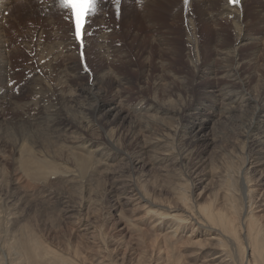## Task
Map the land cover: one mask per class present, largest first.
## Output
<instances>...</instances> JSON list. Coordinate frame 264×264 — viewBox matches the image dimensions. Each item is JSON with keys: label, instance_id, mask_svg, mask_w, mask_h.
<instances>
[{"label": "rangeland", "instance_id": "obj_1", "mask_svg": "<svg viewBox=\"0 0 264 264\" xmlns=\"http://www.w3.org/2000/svg\"><path fill=\"white\" fill-rule=\"evenodd\" d=\"M97 1L98 3L97 2L95 3L94 12L89 14L88 16L87 25H85V28H84L85 32L82 31L81 39L78 41L79 44L81 45L80 49L78 50L77 53L69 52L68 53L69 55H68L67 51L65 52L63 50V47L61 44V42L64 41V37L61 36V33L58 34L59 33L58 29L57 31H55L56 27L55 28L52 27V25L55 26L54 18L56 17L53 18L51 15L52 11L48 10L49 6L47 4H49L50 1L48 2V0H34V6L38 9L37 12L39 13L36 15L35 25H33V27L35 26L36 30H40V33H39L40 35L38 38L39 39L43 38V40L40 39V41L45 46H46V43L48 44L45 50H41L42 52L39 50L37 53L33 52L30 55L26 54V56H24L25 61L27 60L30 64V68H32L30 69V71L26 67H25L26 69L22 68L23 65L21 64L22 63L21 57L19 58L20 61L18 62H16L17 61L16 59L13 62V64L15 65L14 66L12 65L13 69L11 68V71L13 70L12 72H15V71L17 72L14 75H12V77L10 76V80L11 79L12 80L6 84V86L8 85L7 89L5 88L6 86L5 87L2 86V89L0 87V90H3V88H5L4 89L5 93L2 95L3 100L5 99L4 100L5 103L1 102V105H2L1 110L3 111L5 109L4 106L6 103L18 102L19 100L20 103L18 102L17 104L21 105L22 103H24L25 105L24 110H26V113L28 115V116L24 115V118L27 117L28 119L27 118L23 119L22 124L23 125L26 124V126L28 127H29V124H31L32 125V126L30 125L31 129L33 127V131L31 132L32 134L31 133H29L31 135L27 134L29 137L25 135L21 137L18 134L19 129L17 128L18 131L15 129L18 124L16 121H13L10 119V114L6 112L0 114V142H1L0 145L1 146L3 145L2 147L0 146L1 148H3V150L0 149V154L5 156V158H3V156L0 155V168H1L0 173L3 170L2 174H5V176L7 173L9 177V174L11 172L9 162L13 161L16 158L15 151L19 145L22 147H26V148L28 147V149L31 148L30 151L32 149L36 150L38 154H40L39 156L35 154V156H38L37 158L41 157L43 159L45 154L46 155L48 154V156L50 157L45 156L46 160L52 159V157L53 158L56 157V159L58 157L66 158L67 153H70L68 151L70 149L68 146L69 144L67 142H65V144L60 141L57 142V140L56 142H54L52 138H49V136L51 137V135L49 134V131H48V127L50 125L48 120H51L53 114H48L47 112L49 109H51L52 96L54 94H60L58 90L60 89L61 86L64 87L66 85V82H67L66 76L69 73L73 75V80L75 81V83L81 86L82 89L84 90L82 92V97H80L81 106L84 111V115L82 114L76 120H74V124H72L71 117H68L65 119L64 116H57L56 118L65 119L66 120L65 124H71L73 126L85 120L84 122L85 127H83V129L86 130L87 128L88 130H90L91 132L88 131L87 135L90 133L88 136L93 137L97 140L99 139L98 141L100 143H104L106 141L103 137L107 136L108 135L107 133L112 132L116 130L117 127H119V131L117 132L118 137L116 138L117 139L116 142H117V147L120 149V155L119 154L116 155L115 159L110 162L111 163L110 164L111 166L109 168L110 171L109 169H107V170H104L105 171L104 172L102 168H99L98 169L100 171L99 172L97 169L94 170L92 166L90 167L88 166L86 167V170L80 169L82 172H79V168L77 167V169H73V171L75 170L76 172H73V174L69 177L70 180L69 178L66 179L67 182L69 180L68 182L69 184L67 182H64L63 183L64 185L61 183L64 186L63 187L58 182H54L56 186L54 185V183H51L50 186H45L43 188L45 190L44 192L48 191V193L50 194L44 193L42 187L37 186L38 184L37 185L34 184L37 186V188L33 184H31L30 185V188L32 186L31 191H29L30 188L28 189V191L25 190L27 192L24 191L27 194V196L29 195V199H27L28 198L27 196L25 198L26 201L24 202V206L25 208L27 207V209H24V210L26 213L27 212L29 213V216L27 217V219L30 223L28 222V224L31 225V229L35 237H37V240L43 245H45L44 247L46 248L48 247L47 249L54 252V254H57L59 259L57 260V262L54 261L55 264H68V263L69 264H72V263L73 264H158L159 262H162V261H164L166 264H172V263L174 264H197L198 261H196L197 262L196 263L195 260L193 261L189 257L191 256L190 254L192 250L191 248L186 247L187 243L185 242L186 240H188V238L183 237L182 239L179 240L178 243H174V244L169 243L164 236H161L163 235V230L161 228L158 230H153V229L151 230L149 227L146 226L147 224H144L142 222L141 212L145 208L143 207L144 203L143 202L140 203L138 200H136L135 198L136 196L133 195V194H136L138 191H140V193L144 194L143 196H146L150 200L154 201L155 204H157L156 207H152V208L158 209L159 211L161 210L163 214L164 213L166 214V212L168 213V211L172 210L173 213H176L178 215H183V214L185 215L184 211L187 210V207L189 208L190 201L187 200V202L188 201L189 202L188 203L186 202L184 204L185 205L184 207L180 205V203L182 202V199L188 194V191L190 190V188L191 189L193 188V186L194 188L192 189L193 191H192V196L190 197V199L195 200V203L198 206H202V205L209 203L211 207L221 210L222 212L227 214L229 218H232L235 221V223L240 219L242 213H244L245 215V212L249 211L246 214L249 213L248 214L249 218H252L255 221L254 223L257 224L260 234L264 237V179H259L260 182L258 179L257 181L255 180L257 177L252 178L251 176L252 181L251 179L250 181L249 179H247L249 185L246 187V190L249 191L248 192L249 194H248L246 190L245 191L241 190V183L239 179L237 178V175L239 173H242L245 170V167H247L245 164L246 160L244 158L245 154L243 153L245 151V148H243L244 142H243V138L241 137V135L243 134L246 128V125L251 120V117H252L251 109H248V107H242L243 109L240 108L241 111L238 110L236 112L235 118L233 119V121H236V123H234L231 120L230 121L226 120L227 118H232L231 116L227 117L226 115L225 116L222 115L223 117L221 116L219 120L217 119L218 121L217 120L215 121V125H213L214 123L212 125H209L210 126L209 129L206 130L207 136H209V138L212 140L208 144V146L200 145L192 150L194 152L188 149V151H186L184 154L179 155L182 152V150L186 148L185 146L183 148V145L185 144V142H187V137L182 132L178 131L177 126H176L177 121H174L175 120L174 118L176 117L175 110L179 109V104L182 108H185V109L188 108L187 111H189L188 115L190 116L191 114H198L200 112L199 116L194 119L193 122H195L197 119L202 118L205 113L207 116H209L210 112H213L216 110L215 98L212 95H210V93L208 95V92L210 91L211 86H214V87L216 86L219 90H222L221 92L224 95L226 93L227 96L231 95V94H227L228 93L227 91H229V93L231 92L239 93L240 92L239 88L236 89V88L230 87L229 89V86L226 87L227 84L224 83V80L221 75H219L217 78H214V79L209 78V77L199 79L197 81L198 83L196 84L194 83L195 85L189 84L190 78H192V75H193L192 72L189 70V66L190 64L192 65V62L196 60L195 58H192L193 55L191 54V50H190V48L193 45L192 44L186 45L187 40L184 34L185 33L184 27H185L186 20H188L185 17L186 15L188 17H191L193 20L196 18V15L193 14L195 8L192 7L193 9L192 8L186 9L185 0H177L176 6L173 9L166 8V9L155 10V8H153L152 9L153 14L150 16V18L148 17V20H147L148 25H147V23L144 21V19L141 18V16L143 15L145 17L146 14L148 13H145V12L142 13V11L138 13L139 11L138 3L136 0H120L118 5L116 3V0H109V1L108 0H97ZM200 1H204V0H198L197 2L198 7H199ZM250 3L252 6L254 3L255 7L264 9V0H250ZM217 4H220V6H224L221 1L216 4H213L211 8L213 9L212 10L213 12H216ZM245 4L248 5L247 3ZM130 5H133V6L131 7ZM200 6H202L201 8L204 7V5H200ZM168 9L171 12H169ZM174 10H176L175 13L179 12V14L177 15V18L175 20H172L171 15ZM220 10H217L218 13ZM9 15H10L9 12L5 13V17H8ZM192 15H195V16H192ZM137 18H139V20H136ZM140 18H141V21H143L142 23L140 21ZM43 19L46 21H44ZM228 19L230 18L228 17ZM246 19L239 20L240 21L239 23L241 24L242 27L245 28V26H247L246 28L250 30L255 25L256 22L252 21L253 24L251 22L248 23L249 19L248 20ZM127 22L129 23L127 24ZM47 23L49 26L47 25ZM217 23H216L217 26L215 25L216 28L213 27L214 25L211 27V25H205V24L203 25L201 23L200 24L198 23L199 26H197L198 24L196 25L194 24L195 27L197 28V29L195 28L196 32L193 31L194 32L193 33L191 31H188V33H193L194 36L196 37L194 41L197 40L198 44H201V46L204 43L202 47L200 46L202 49L201 48L197 49L199 52L201 51L200 53L203 52L202 54L204 55V60H211L213 58L214 48L216 49L223 48L224 44L232 43L231 40L233 38V35L234 36L236 35L235 25L233 24V22L231 21L229 22V20L227 19L225 20L223 18V19H220ZM145 24L146 26H144ZM46 26L48 27L47 29H46ZM100 27L102 28V30H100ZM152 29L155 31L158 29L156 32L160 35L163 34L162 37L165 38L164 44L166 45L167 41L169 42V44L171 43L172 47L176 50V54L174 53L173 55H171L169 53L168 54L166 53L168 52L171 46V44L170 45L168 44V47L167 46L161 47V50H162L161 53L164 54L163 55L164 57L162 56V54L161 56H159V50L157 49V47L154 48V45L153 44L151 45L150 43L151 40H153V37L151 34ZM166 29H169V30H166ZM98 30L100 33H98ZM258 30H259V26L257 27V29H254L253 31L255 33ZM41 32H42V35H41ZM51 32L52 33L55 32L54 33L55 35L51 34ZM45 33L46 34L48 33V34L46 35ZM167 33H169L168 34L169 36H167ZM139 35H142V36H139ZM104 37L108 39L106 43L110 45L109 49H107L104 46V44L99 43V42H102L103 39L105 41ZM130 37H132V39ZM166 37L169 39H167ZM45 38L47 39L46 42H44ZM222 38L227 41L229 40L230 42L222 41ZM135 39H138V40H136L135 42ZM139 40H141L142 42ZM219 40L220 42H222L220 43L221 45H219L218 43ZM147 43L149 46L146 45ZM60 45L61 47H59ZM93 45L96 46V48H94ZM56 47L58 49L59 48L62 49V51L60 49L59 50L57 49V51L62 52V55H60L61 54L60 52L56 51ZM148 47H150V49L153 47L150 50L151 53H153L152 54L153 57L151 56L152 60L150 58L151 62H148L150 64H148L147 61L145 60L146 55H147V50H149ZM48 49L50 50V53H51V55L49 56L47 54L49 52ZM248 49H250V47L248 46L243 47L242 53H245V51H247ZM211 50H213V52ZM43 51L46 52V54H44ZM163 52H165L166 55ZM39 53L40 54L42 53V55H40ZM73 55L74 56L76 55L77 57H74ZM42 56H44L43 59H45V61L42 60ZM78 57H80V59ZM159 57H162L163 59L164 58L165 59L163 60L162 58L160 59ZM51 59L53 60L55 59V61L53 62ZM79 60H80V63H78ZM244 60L251 62L249 61V59L247 60V58H245ZM39 62L42 63V64L40 63V66H39ZM50 62L54 65H52ZM160 62H164V64L168 67L167 69H169V71L167 69H166L167 71L165 70V66L161 69L160 68L156 69V67H159L158 64ZM165 62L169 64H166ZM19 63L22 65L21 68L18 66ZM49 63L50 65H48ZM147 64L148 66H146ZM172 64L175 68L172 66ZM74 65L78 69L77 70L73 69V71H69L68 67L70 66V67L75 68ZM44 67H48L49 69L48 68L44 69ZM53 68L55 69L53 70ZM22 69H24L25 71L28 69V71L25 72ZM148 69L149 71H147ZM158 69L162 72H160ZM162 69H164L165 71ZM60 72H61L62 77L59 74ZM158 72L160 73L158 74ZM165 72H166V75L163 74ZM174 72L176 73V75ZM167 74L171 76L169 77L167 76ZM160 76L162 78H160ZM166 76L168 78H166ZM186 76L189 79L186 78ZM152 77L154 78L158 77L159 79L158 78L154 79ZM171 77L173 78L176 77L174 78L175 81L174 79H171ZM178 77H179L180 82L179 81L177 82ZM123 78L125 79V81ZM121 79H123L124 82L121 81ZM187 79L188 81H186ZM215 79L217 80L214 81ZM162 80L168 83H165ZM183 80L185 82H182ZM95 81H100L101 83H103L104 87L100 89V91H104L109 96L108 98L107 95H104L106 96L107 99H110V98L112 99L113 96L119 94L118 96L120 98L122 97L121 101H124L123 103L127 105L126 107L128 108L137 107L141 105L142 106L145 105L146 107L153 106L151 108H154V109H150L147 112H141L143 115V118L155 116L158 119L162 115L161 112L163 110H160V108L162 107L171 109L173 111L171 112L167 111L168 114L166 115V117H161V119L159 118L158 121L156 119L142 121L143 119L138 116L136 118L134 117V119L132 120L120 121L119 123L121 124L126 122L125 124L121 126L118 125L119 123L117 125L114 124V117L107 118L104 122L102 121L103 123L101 121H98L95 118L92 120L89 115H91L94 109L95 96L93 97L91 96L90 98L89 93L94 92L91 89L93 88L92 85L94 84ZM119 82L122 84H119ZM153 82L154 83L157 82V83L154 84ZM56 84H58L57 87H56ZM250 86L249 88L251 89H248V91L250 92L251 90H254V91H251L250 94H253L254 92L258 90V88L257 90L255 89L256 88L255 86H254L255 88L253 87V84H251ZM223 87L224 89L225 88L226 89L224 90ZM173 93L175 95H173ZM111 104H112V101L108 100L105 106H109ZM216 105L218 106V104ZM156 109H159L160 111ZM133 115L134 114H132L131 116L133 117ZM135 119L137 120L142 119L141 120L142 122L140 123L142 127L138 126V128L136 129L134 128L130 129L129 121H131L132 123L135 121ZM170 119H172L173 121ZM25 120H26V123H24ZM162 121L164 124L162 123ZM89 122H91L90 124L92 125H89L88 124ZM147 128H149V130H146ZM162 128L165 130H163ZM14 129L17 132H15ZM160 130L162 131L160 132ZM35 133L39 135H34ZM166 133H168V136ZM10 134L12 136L15 135V137H18L17 141H15L16 143L13 140L15 137H10L11 136ZM143 134H146V135L142 137L141 135ZM153 134L155 138L157 136L156 139L162 138L163 140H165L163 142L164 144L158 145L157 147L159 148L157 147L152 148V149L149 148L150 152L142 151L141 147L143 143L147 144L150 142V140L155 139V138H152L154 137ZM150 135L152 136L150 137ZM160 135L164 136L167 139L160 137ZM52 136H56V135L52 134ZM146 136L150 139L148 140ZM169 136L171 139L169 138ZM20 137H21V140L25 141L24 143L21 141L22 144L19 141ZM37 137L41 141L37 139ZM26 138L27 140H25ZM56 138L61 139V137L59 136H56ZM143 138L147 140H144ZM2 139L4 140V142ZM43 139L49 142L50 144L47 145V142L44 141ZM7 140L8 142L10 141L9 142L10 144H8ZM28 140L31 141V142L30 141L28 142L30 144L27 143ZM177 141L181 143V144L179 143V147H178ZM5 142H7L6 143L7 146L6 145L4 146ZM37 142L38 143L41 142V144L38 145L36 144ZM42 143H45L46 146L50 145L48 148V151L46 150L47 149L46 147L42 148V146H45ZM16 144H18L17 147H15ZM61 144L66 147L68 146V147L64 149V147ZM10 145H12V147ZM56 146L57 147L62 146V150L59 147L58 151L61 150L64 153L66 150L67 152L66 156L63 153H58ZM164 146H166V149L169 152L165 150ZM10 147L12 148V150ZM38 147H41V148H38ZM37 148L40 152L37 150ZM44 148L46 149L44 150ZM163 148L164 150H162ZM8 149H10L12 153L14 152L13 155L15 157L11 154L10 150ZM40 149L43 150L44 152L43 151L41 152ZM50 150L54 152L55 154L57 152V154L56 155H54V153L52 154ZM106 150H108V148ZM189 150L191 153L189 152ZM36 151H33V152L35 153ZM141 151L145 153L147 152L148 154L146 155L145 153H142ZM156 151L157 153H154ZM164 151H165V155L168 153L166 157H163L165 156ZM48 152H50L51 155H49L50 153ZM158 152L161 155H158L159 154ZM138 153H139V156L142 158L138 156ZM176 153L178 155H176ZM142 154L144 155L142 156ZM172 155L175 157L172 158L171 157ZM185 155L187 156V158ZM154 156L158 158L157 162L151 163L153 162V158H155ZM178 156L179 157L181 156L180 157L181 159ZM143 157H145V159H143ZM177 157L178 159H180L181 163H179L178 159L174 160ZM9 158L11 161L9 160ZM136 160H142V161H140L138 164ZM3 161L5 164L7 162L9 163V164L7 163L8 165H5L6 167H9V168H6L3 165L4 164L2 163ZM143 161L146 163L148 162V163L146 164ZM142 164L145 165L144 168ZM2 165L5 168H3ZM195 167L197 168L195 169ZM112 169H113V172H112ZM208 170H210L212 174L209 173ZM215 170L219 171L220 173ZM223 170L225 171V173ZM107 171L108 173L105 174ZM2 174L0 175V177L4 179L5 181L6 177H4V175ZM118 175H120V177L122 178H120ZM212 176L214 179L212 178ZM218 176L219 177L225 176V177L224 179H222V178H219ZM249 176L250 175H247L246 177L250 178ZM72 177H75V178H72ZM123 178L125 180H123ZM126 178L131 179L133 182L132 181H131L132 183L129 182L130 180L128 181V179ZM117 179H119L118 180L119 182L117 181ZM121 179L123 182L121 181ZM127 181L129 183H126ZM235 182L236 183L238 182L237 183L238 185H236ZM253 182H255V184ZM250 183H252L253 185L251 186ZM2 185H3V188H2ZM33 186H34V189L36 190H33ZM0 187H1L0 188L1 189L0 190V201L2 199V202H3L2 204L0 202V208L4 206L6 202L8 201V199L13 197V195L16 192L18 193V194L16 193L18 196L15 194L16 196L14 195V197L20 196L19 193H21V191L19 192V190H16V189L13 190L9 188L10 194L9 192L7 193L6 190L4 189L5 182L4 184H2V180H1ZM47 187H50V189ZM169 189H173V191ZM174 189L177 192L179 190L180 193L175 192L178 196L174 194V191H175ZM37 190H39V192H36ZM236 190L237 192H235ZM1 192L4 194V196L1 194ZM185 192L187 194H185ZM224 192H226L225 193L226 195L224 194ZM251 192H254V193L250 194ZM37 193L39 194L36 195ZM5 194H7L6 195L7 197L5 196ZM31 194H33V196H31ZM230 194L231 195L234 194V196H231ZM180 196L182 198L181 200L178 199L180 198ZM250 197L253 198V200H251L252 202L249 199ZM126 198L129 201H126ZM226 198L227 199L229 198V199L227 200ZM231 198L232 199L235 198L236 201L235 199L231 200ZM5 199H6V202H5ZM254 200L256 203L254 202ZM249 202L251 203L252 207L249 204ZM247 204H248V208L246 207ZM169 206H171L172 209ZM250 208L253 209L251 213H250V210H251ZM237 213H239V215ZM250 215L252 216L250 217ZM126 220H129V221H126ZM188 227L192 229V226H188ZM1 229L2 227L0 225V230ZM196 240L199 242L198 244H201V245H205V243L208 242L206 238L203 236L195 238V241ZM167 242L170 246L168 244H165ZM64 261L66 263H64ZM24 263L25 262H22L21 264H24Z\"/></svg>", "mask_w": 264, "mask_h": 264}, {"label": "bare ground", "instance_id": "obj_2", "mask_svg": "<svg viewBox=\"0 0 264 264\" xmlns=\"http://www.w3.org/2000/svg\"><path fill=\"white\" fill-rule=\"evenodd\" d=\"M49 1H50V3L47 4ZM136 1L138 3V10H139V11L137 10L138 13H140L141 11H142V13L143 12L148 13V14H146L145 17L143 15L141 16V18L144 19V21L146 23H147L148 17L150 18V16L153 14V11H152L153 8H155V10L166 9V8L173 9L177 3V0H136ZM220 1L223 3L224 6H220V4H217V8L216 7L215 8L217 10H220V9L221 10L219 11V13L217 10H216L217 13L213 12L212 11L213 9H211L213 4H216ZM48 2L46 3L49 6L48 10L52 11L51 15L53 18L56 17V18H54L55 19L54 20L55 26L52 25V27H54V28L56 27L55 31H57V29H58L59 30L58 34L61 33V36L64 37V41L61 42L63 50L65 52L67 51V54L69 52L77 53L78 50L80 49L81 45L79 44L78 39L76 38V35L74 33V22H73V15H72L71 9L66 8V10H65V8L60 5V0H48ZM96 2L98 3L97 0H95V3ZM129 2H131V1H129ZM197 2H198V0H187V3H185L186 9H189L192 7L195 8L193 14L196 15V18L194 20L191 17H188L187 15L185 16L188 19V20H186L185 27H184V31H185L184 34H185V37L187 40V41L186 40L185 41L188 43V44L186 43V45H189V44L193 45L190 48V50H191V54L193 55L192 58H195V60H196V61L192 60L194 62H192V65L190 64V66H189V70L193 74L192 78H190L189 84H192V85L194 83L196 84V83H198L197 81L199 79H202V78L209 77V78L214 79V78H217L219 75H221L223 80H224V83L227 84L226 87L229 86V89H230V87L231 88L233 87L236 89L239 88L240 92L239 93H232V92L229 93V91L226 90L228 92L227 94H231V95L227 96L225 93V95L227 96L226 97L221 92L222 90H219L216 86H215L216 89L214 86H211V89L208 92V95L210 93V95H212L215 98L216 110L213 112H210L209 116H207L205 113L202 118L197 119L195 122H193V121L196 117L199 116L200 112L198 114H191V116H190V115H188V113H189V111H187L188 108H186V109L182 108L179 104V109L175 110L176 117L174 118L175 119L174 121H177V123L176 122L175 123L177 124L176 126H177L178 131L182 132L187 137V142H185V144L183 145V148H184V146L186 148L183 149L179 155L184 154L186 151H188V149H190L192 151L193 149H195L196 147H198L200 145L201 146L202 145L208 146V144L212 141L209 138V136H207V132H206V130L209 129V127H210L209 125H212L213 123H214L213 125H215V121L217 119L219 120L222 115L223 116L226 115L227 117L231 116L232 118L226 117L227 118L226 120L227 121H230V120L233 121V119L235 118L236 112L238 110H240V108L243 109L242 107H248V109H251L252 117H251L250 122L247 125L245 124L246 128H245L243 134L240 132L242 134V135L241 134L240 135L243 138V142H244L243 148H245V151L243 153L245 154L244 158L246 160L245 164L247 167H245V170L242 173H239V174L237 173L238 174L237 178L239 179V181L241 183V190L245 191L246 187L249 185L247 179H249V181H250L251 176H252V178L257 177L255 179L256 181H257V179L258 180L264 179V9L255 7L254 3L252 6L250 3V0H238V3H235V4L233 2H231V0H204V1L199 2V7L197 5ZM245 3H247L249 6L246 5ZM200 5H204V7L201 8L202 6H200ZM130 6L132 7L133 5H130ZM45 8H47V7H45ZM176 10H174L172 12V15H171L172 20H175L177 18V15L179 14V12L175 13ZM37 11H38V9L34 6V0H0V87H1V89H2V86L5 87L6 84L12 80V79L10 80V76L12 77V75H14L17 72V71L12 72L13 70L11 71L12 65L13 66L15 65V64H13V62L16 59H17L16 62H18V61H20L19 58L21 57L22 63L21 62L20 63L23 65L22 68L26 67L30 71V69H32V68H30L29 62L27 60H26L27 62L25 61L24 56H26V54L30 55L33 52L37 53L39 50L40 51L45 50V48L48 44V43H46V46H45L40 41V39L43 40V38H40V39L38 38L40 35L39 34L40 30H36L35 26L33 27V25H35L36 15L39 13ZM41 11H43V10H41ZM6 12L10 13V15L8 17H5ZM169 12H171V11L169 10ZM46 13H47V11H46ZM195 15H192V16H195ZM88 16L89 15H87L86 20H85L83 32H85L84 28H85V25H87ZM228 17L230 19H228ZM141 18H140V21H141ZM223 18L225 20L226 19L229 20V22L230 21L233 22V24L235 25V31L236 32L235 31L234 32L236 33V35L235 36L233 35V38L231 40L232 43L224 44L223 48H218V49L214 48L213 58L211 60H204V55L202 54L203 52L200 53L201 51L199 52L197 50V49H200L204 43L201 46V44H198L197 40L194 41L196 37L194 36L193 31L196 32V29H197L195 27V25L198 23L199 24L201 23L203 25L204 24L205 25H211V27L214 25L213 27L216 28V26L218 24L217 22ZM246 18L249 19L248 23H250V22L252 23V21L256 22L255 25L250 30H248V28H246L247 26H245V28H246L245 29L239 23L240 22L239 20L246 19ZM45 19H47V18H45ZM248 19H246V20H248ZM97 20H98V18H97ZM136 20H139V18H137ZM44 21H46V20H44ZM142 22L143 21H141V23ZM128 23L129 22H127V24ZM245 23H247V22H245ZM102 24H104V23H102ZM199 24L197 26H199ZM47 25H48V23H47ZM96 25H97V23H96ZM147 25H148V23H147ZM144 26H146V24ZM258 26H259V30L254 33L253 30L257 29ZM43 28H42V30H43ZM47 28L48 27L46 26V29ZM100 30H102L101 27H100ZM166 30H169V29H166ZM156 31L153 29L151 30L153 40H151L150 43H151V45L152 44L154 45V48L157 47V49L159 50V56H161V54H162L161 53L162 52L161 47H164V46L168 47L169 42L167 41L168 43L166 42V45H165L164 44L165 38L162 37L163 34L160 35ZM188 31H191L193 33H188ZM220 32H221V30H220ZM54 33L51 32V34H54ZM98 33H100L99 30H98ZM141 33H142V31H141ZM168 34L169 33H167V36H169ZM41 35H42V32H41ZM135 36H133V37H135ZM139 36H142V35H139ZM53 37H55V36H53ZM58 38H60V37H58ZM104 38H105V41L103 39L102 42H99V43L104 44V46L107 49H109L110 45H108L106 43V41L108 39H106V37H104ZM130 38L132 39V37H130ZM138 39H135V42ZM167 39H169V38H167ZM46 41H47V39L45 38L44 42H46ZM139 41H141V40H139ZM222 41L230 42L229 40L227 41L223 38H222ZM218 43H219V45H221L220 43H222V42H220V40H219ZM146 45H148V43ZM245 46L250 47V49H248L247 51L244 50L245 53H242V49ZM59 47H61V45ZM94 48H96V46H94ZM148 48H149V50H147V55L145 58L147 63L151 62V60H152L151 56L153 57V55H152L153 53H151V51H150L153 47L151 49H150V47H148ZM57 49L58 48L56 47V51H57ZM60 50L62 51V49H60ZM61 51H57V52H60L61 53L60 55H62ZM211 51L213 52V50H211ZM95 52H96V50H95ZM35 53H34V55H35ZM163 53H165V52H163ZM166 53L167 54L169 53L171 55H173L174 53L176 54V50L172 47V44H171L168 52H166ZM166 53H165V55H166ZM44 54H46V52H44ZM47 54H48V56L51 55L50 50ZM40 55H42V53ZM52 55H54V54H52ZM93 55H94V53H93ZM163 55L164 54H162V56ZM43 57L44 56H42V60L45 61V59H43ZM74 57H77V56L75 55ZM78 58L80 59V57H78ZM78 58H76V59H78ZM150 58H151V60H150ZM159 58L161 59L162 57H159ZM245 58H247V60L249 59V61H251V62L244 60ZM51 60L53 62L55 61V59L54 60L51 59ZM66 60H68V59H66ZM39 61H41V60H39ZM37 62H38V60H37ZM167 62H165V63L169 64ZM20 63L18 66L21 68L22 65ZM40 63L41 62H39V66H40ZM50 63L48 65H50ZM78 63H80V60ZM76 64H77V62H76ZM148 64H150V63H148ZM148 64L146 66H148ZM173 64H172V66H173ZM52 65H54V64H52ZM158 65H159V67H156V69L157 68L161 69L164 66H165V70L168 68L164 64V62H160ZM146 66H145V68H146ZM172 66H171V68H172ZM45 68H48V67H44V69ZM28 69L26 71H28ZM54 69L55 68H53V70ZM73 69L77 70L78 68L76 66H75V68L70 67V66L68 67L69 71H73ZM22 70H24V69H22ZM162 70H164V69H162ZM167 70L169 71V69H167ZM20 71H21V69H20ZM147 71H149V69ZM160 72H162V71H160ZM160 72H158V74ZM59 74L61 75V72ZM158 74H157V76H158ZM163 74L166 75V72ZM169 74H170V72H169ZM169 74H167V76L170 77L171 75H169ZM161 75H162V73H161ZM175 75H176V73H175ZM167 76H166V78H168ZM61 77H62V75H61ZM66 77H67L66 85L64 87L61 86L60 89L58 90V92L60 94H54L52 96L51 109H49L47 112H48V114H53V115H52L51 120H48L50 125L49 124H47V125H49L48 131H49V134L51 135V137L49 136V138H52V140L54 142H56V140H57V142L60 141L64 144H65V142H67L69 144L68 146H69L70 150H68V151L70 153H67L66 150L63 153L61 151L62 146L64 147V149L67 148L68 146L66 147V146L61 144L62 145L61 147L56 146L57 151H58V148L60 147L61 150L60 149L59 150L61 152L58 151V153H63L65 156L67 153L66 158H61V157L57 156L58 157L57 159H56V157L55 158L52 157V159L47 158L48 160H46L45 156L50 157V156H48V154L47 155L45 154L44 157L42 156L43 155L42 154L41 156L43 157V159L41 157H40L41 158L40 159V158H37L40 154H38V152L36 150L32 149L33 151H36L34 153L32 150L30 151L31 148L28 149V147L26 148V147H22L20 145L16 149L15 147H17V145H18V144H16V146L14 147L16 149V151H15L16 158L13 161H11L9 158V160L11 161V162H9L10 168H11L10 169L11 172L9 174V177L6 173L7 171L5 172L6 176H5V174H2L3 170L0 173V175L2 174V175H4V177H6L5 181H4V179H2L0 177V185H1V180H2V184H4V182H5V188L4 189L6 190L7 193L9 192V188H11L13 190L14 189L19 190V192L21 191V193H19V195H20L19 197H14V195L17 193L16 192L14 195L12 194L13 197L9 198L7 202L5 199L6 204L4 206H2L3 208L2 207L0 208V225L2 227V229L0 230V264H21L22 262H25L26 264H55L54 261L57 262V260L59 259L57 254H54V252L47 249L48 247L47 248L44 247L45 245H43L42 243H40L37 240V237H35V235L33 234V231L31 229V225L28 224L29 221H28L27 217L29 216V213L28 212L26 213L24 210V209H27V207L25 208V206H24V202L26 201L25 198L27 196V194L25 192L28 191L31 184H33V185L38 184L37 186L42 187V189L45 186H50V184L54 183V182H58L59 184H61V183L63 184L64 182H67L66 179H68L73 174V172H76L75 170L73 171V169H77V167L79 168V172H82L81 170H83V169L86 170V167H88V166L89 167L92 166V168L94 170H96V169L98 170L99 168H102L104 171V170H107L110 168V166H111L110 162L115 159V156L118 154L120 155V149L117 147V142H116L117 141L116 138L118 137L117 132L119 131V127H117L116 130L107 133L108 135L103 137L106 141L104 143H100L98 141L99 139L97 140L93 137H89L88 135L90 133L87 135L88 131H90V130H88L87 128H86V130L83 129V127H85V125H84L85 120L83 122L82 121L79 122L75 126H73L71 124H65V121H66L65 119L68 117H71L72 124H74V120H76L82 114L84 115V111L82 109L81 101H80V97H82V92L84 90L82 89L81 86H79L78 84L75 83V81L73 80V75H71L69 73V74H67ZM154 77H152V78H154ZM176 77H174V78H176ZM180 77H181V75H180ZM156 78H158V77H156ZM156 78H154V79H156ZM160 78H162V77L160 76ZM174 78L171 77V79H174ZM186 78H188V77L186 76ZM186 78H184V79H186ZM114 79H115V77H114ZM123 79H121V81H123ZM177 79H178L177 80V82H178L179 77ZM188 79L186 81H188ZM163 80H164V78H163ZM216 80L217 79H215L214 81H216ZM124 81H125V79H124ZM159 81H158V83H159ZM174 81H175V79H174ZM163 82L168 83L166 81H163ZM182 82H185V81L183 80ZM156 83H154V84H156ZM215 83H217V82H215ZM119 84H122V83L119 82ZM186 84H187V82H186ZM220 84H221V82H220ZM251 84H253V87L254 86L256 87V88L254 87L256 90L258 88V90L257 91L255 90L256 92H254L253 94H250V92L254 91V90H251L250 92L248 91V89H251V88H249V86ZM57 85L58 84H56V87H57ZM157 85H159V84H157ZM182 85H183V83H182ZM7 86L5 87L6 89H7ZM92 86H93V88L91 90L94 92L89 93L90 98H91V96L92 97L95 96V98H94V109H93V112L91 113V115H89L92 120L95 118L98 121L104 122L107 118L114 117V124L117 125L120 121L132 120V119H134V117L136 118L139 116L143 120L142 119H140V120L135 119V121L132 123H131V121H129L130 122V129H132V128L136 129V128H138V126H141L140 123L142 121L155 120V119L158 121L159 118L161 119V117H166V115L168 114L167 111H169V112L173 111L171 109L162 107V108H160V110H163L161 112L162 115L158 119L155 116L143 118V115L141 112H147L150 109H154V108H151L153 106L146 107L145 105L144 106L141 105V106H137V107L128 108V107H126L127 105H125L123 103L124 101H121L122 97L120 98L118 96L119 94L113 96L112 99L111 98L107 99L106 96H104L107 94L104 91H100V89H102L104 87L103 83H101L100 81H95ZM160 86H162V85H160ZM187 86H189V85H187ZM184 87H186V86H184ZM5 88H3V90H0V114L5 113V112L9 113L10 119L17 122L18 125L15 129L16 130H17V128L19 129V132H18L19 136L23 137L24 135L25 136L31 135L32 134L31 132L33 131V127H32V129L30 127L31 124H29V127L26 126V124H24V125L22 124L23 119L27 118V117L24 118V115H27L26 110H24L25 109L24 103H22L21 105L17 104L18 102L20 103L19 100H18V102H9V103L5 104V106H4L5 109L3 111L1 110L2 109L1 102H4V100H5V99L3 100V96H2L5 93V91H4ZM165 89H163V90H165ZM223 89H224V87H223ZM119 91H120V89H119ZM173 95H175V94L173 93ZM120 96H121V94H120ZM166 96H168V95H166ZM216 96H218V97H216ZM108 98H109V96H108ZM108 100H111L112 104L109 106H105ZM216 104H218V106ZM156 110L160 111L159 109H156ZM132 114H134L133 117L131 116ZM57 116H64L65 119H58V118H56ZM81 119H82V117H81ZM26 120L24 123H26ZM170 120H172V119H170ZM163 121H162V123H163ZM86 122H88V121H86ZM159 122H160V120H159ZM233 122L236 123V121H233ZM90 123L91 122H89L88 124L92 125ZM125 123H122V124L119 123L118 125L121 126ZM47 125H46V127H47ZM221 125H223V124H221ZM213 128H214V126H213ZM16 130H15V132L18 131V130L17 131ZM146 130H149V128H147ZM163 130H165V129H163ZM161 131L162 130H160V132ZM138 132H140V131H138ZM11 133H13V132H11ZM29 133H31V134H29ZM52 134L61 137V139L56 138V136H52ZM166 134L168 136V133H166ZM34 135H39V134L35 133ZM144 135H146V134H143L141 136L143 137ZM223 135H225V134H223ZM151 136L152 135H150V137ZM153 136H154V134H153ZM10 137H15V135L14 136L11 135ZM21 137H20L19 141H20V143H21V141L24 143L25 141L21 140ZM160 137L165 138L162 135H160ZM17 138L18 137H15L13 139L14 142L17 141ZM43 138H44V136H43ZM146 138H148V137L146 136ZM152 138H155V136ZM156 138H157V136H156ZM156 138L153 140H150V142L147 144L143 143L141 150L142 151H149L150 150L149 148H151V149L156 148L158 145L164 144L163 142L165 140H163L162 138H160V139L159 138L156 139ZM169 138H170V136H169ZM37 139H39V138L37 137ZM143 139L147 140L145 138H143ZM149 139L150 138H148V140ZM165 139H167V138H165ZM25 140H27V138ZM29 141L30 140H28L27 143ZM44 141H46V140H44ZM3 142H4V140H3ZM7 142H8V140H7ZM7 142L4 143V146L5 145L7 146V144H6ZM9 142H8V144H10ZM168 142H169V140H168ZM177 143H178V147H179L180 142L177 141ZM11 144H12V142H11ZM28 144H30V143H28ZM36 144L39 145V144H41V142H39V143L37 142ZM42 144L45 145V146H42V148L46 147L47 149L44 148V150L46 149L48 151V148L50 145L46 146L45 143H42ZM48 144H50V143L47 142V145ZM165 144H167V143H165ZM169 145H170V143H169ZM171 145H173V144H171ZM10 146L12 147V145H10ZM1 147H0V149L3 150V148H1ZM106 147L108 148V150H106L107 149ZM162 147H160V148H162ZM38 148H41V147H38ZM38 148H37V150H38ZM157 148H159V147H157ZM164 148H165V150H167L166 146H164ZM164 148L162 150H164ZM64 149H63V151H64ZM4 150H5V148H4ZM8 150H10V149H8ZM11 150H12V148H11ZM11 150H10V152H11ZM153 150H152V152H153ZM190 150H189V152H190ZM42 151L43 150H41V152ZM55 151H56V149H55ZM157 151H158V149H157ZM157 151L154 153H157ZM160 151H161V149H160ZM175 151H177V150H175ZM192 152H194V151H192ZM13 153L11 152L12 155H13ZM48 153H50V152H48ZM53 153L54 152H52V154ZM142 153H145V152H142ZM177 153H179V152H177ZM177 153H176V155H178ZM35 154H37L38 156H35ZM56 154H57V152H56ZM56 154L54 153V155H56ZM145 154L147 155L148 153L146 152ZM0 155H2V154H0ZM49 155H51V153ZM143 155L144 154H142V156ZM158 155H161V154L159 153ZM164 155H165V151H164ZM167 155H168V153L165 156H163V155L162 156L166 157ZM138 156H139V153H138ZM145 157H143V159H145ZM157 157L153 158V162H151V163L157 162V159H158ZM171 157L174 158L175 156L172 155ZM178 157L175 158L174 160L178 159ZM3 158H5V156H3ZM3 158H1V159H3ZM140 158H142V157H140ZM150 158H152V157H150ZM186 158H187V156H186ZM180 159H178L179 163H181ZM142 160H136V162L139 164V162ZM4 161L2 163H4ZM130 161H132V160H130ZM150 161H151V159H150ZM7 163L6 164L4 163L3 165L4 166L8 165L9 163L8 164ZM144 163H146V162H144ZM198 164H199V162H198ZM4 166H3V168L6 167V166L5 167ZM144 167H145V165H143V168ZM6 168H9V167H6ZM196 168L197 167H195V169ZM4 170H6V169H4ZM109 171H110V169H109ZM208 171H209V173H211L210 170H208ZM215 171H217V170H215ZM220 171H222V170H220ZM226 171H227V169H226ZM112 172H113V169H112ZM217 172H219V171H217ZM8 173H9V171H8ZM107 173H108V171L105 174H107ZM224 173H225V171H224ZM110 174H111V172H110ZM211 174H210V176H211ZM216 175H218V174H216ZM247 175H250L249 176L250 178L246 177ZM118 176L120 177V175H118ZM206 177H207V175H206ZM214 177H216V176H214ZM224 177L220 176L219 178L224 179ZM235 177H236V175H235ZM72 178H75V177H72ZM120 178H122V177H120ZM124 178H123V180H125ZM212 178H213V176H212ZM126 179H128V181L130 180L129 182L132 181L129 178H126ZM69 180H70V178H69ZM69 180H68V182H69ZM118 180L119 179H117V181ZM121 181H122V179H121ZM128 181L126 183H129ZM251 181H252V179H251ZM259 182H260V180H259ZM237 183L235 182L236 185H238ZM253 183L255 184V182H253ZM250 184H251V186L253 185L252 183H250ZM262 184H263V182H262ZM36 185H34V186L37 188ZM54 185H55V183H54ZM34 186H33V190H36V189H34ZM174 187H175V185H174ZM2 188H3V185H2ZM47 188L50 189V187H47ZM193 188H194V186H193ZM31 189H32V186H31L29 191H31ZM192 189L190 188L189 191L187 189L188 194L185 192V194L188 195V196L186 195L187 197L185 196L186 199L184 196H182V197H184L183 199L181 198V196H180V198H178L180 200L182 199L183 203L181 202L180 205H182L183 207L185 206L184 204L187 202V200L190 201V202L188 201L190 203L189 208L187 207L188 211L187 210L184 211L185 215L184 214L178 215L176 213H173L172 210L168 211V213L166 212V214L165 213L163 214L161 212V210L159 211L158 209L152 208V207H156L157 204H155L154 201L150 200L146 196H143L144 194L140 193V191H138L136 194H133L134 196H136L135 197L136 200H138L140 203L143 202L144 204H146V205L143 204V207H145V208L144 209L142 208L143 210L141 212L142 213V216H141L142 222L144 224H147L146 226L149 227L151 230L152 229L158 230L161 228L163 230V235H161V236H164L169 243H172V244L178 243L179 240L182 239L183 237L188 238V240H186V242H185V243H187L186 247L191 248V250H192V252L190 254L191 256H189V257L191 260H193V261L195 260V262L198 261V263L196 262L197 264H264V237L260 234L259 229L257 227V224L254 223L255 221L252 218H249V215H248L249 213L246 214L249 211L246 210L247 212H245V215H244V213H242L240 219L238 220L239 222L237 221L235 223V221L232 218H229V216L227 214H225L221 210H218L214 207H211V205H209V203L202 205V206H198L195 203V200L190 199V197L192 196V191H193ZM225 189H226V187H225ZM25 190H27V191H25ZM169 190L173 191V189H169ZM44 191L45 190L43 189V192ZM222 191H224V190H222ZM36 192H39V190H37ZM175 192L180 193L179 190H178V192L175 190L174 194H176ZM235 192H237V190ZM246 192L248 193L249 191L246 190ZM32 193H34V192H32ZM44 193H48V191L44 192ZM225 193L226 192H224V194ZM252 193H254V192H251L250 194H252ZM1 194L4 196V194L2 192H1ZM9 194H10V192H9ZM38 194L39 193H37L36 195H38ZM48 194H50V193H48ZM234 194L233 195L230 194V195L234 196ZM6 195L7 194H5V196ZM31 196H33V194H31ZM31 196H30V198H31ZM27 197H28L27 199H29V195ZM252 197L249 198L250 201L253 200ZM233 199H235V198H233ZM233 199L231 198V200H233ZM130 200H132V199H130ZM126 201H129V200H127V198H126ZM235 201H236V199H235ZM0 202H1V204L3 203L2 199ZM254 202H255V200H254ZM127 204H128V202H127ZM249 204L251 205L250 202H249ZM252 204H254V203H252ZM136 205H137V203H136ZM187 205H189V204H187ZM250 205H249V207H250ZM169 207H171V206H169ZM246 207L248 208V204ZM251 207H252V205H251ZM171 209H172V207H171ZM252 210L253 209L250 210V213ZM237 214L239 215V213H237ZM252 214H253V212H252ZM251 216L252 215H250V217ZM126 221H129V220H126ZM188 226H192V229H190V227H188ZM201 236L205 237L206 240L208 241L207 243H205V245L198 244L199 242L197 240L195 241V238H198ZM164 237H162V238H164ZM168 242L165 244H168ZM169 246H167V247H169ZM64 263H66V262L64 261ZM158 264H166V263L164 261H162V262H159ZM172 264H174V263H172Z\"/></svg>", "mask_w": 264, "mask_h": 264}, {"label": "snow or ice", "instance_id": "obj_3", "mask_svg": "<svg viewBox=\"0 0 264 264\" xmlns=\"http://www.w3.org/2000/svg\"><path fill=\"white\" fill-rule=\"evenodd\" d=\"M119 2L120 0H116L117 5ZM231 2L235 4L238 3V0H231ZM185 3H187V0H185ZM60 5L71 9L76 27V35L79 39L85 17L95 10V0H60Z\"/></svg>", "mask_w": 264, "mask_h": 264}]
</instances>
